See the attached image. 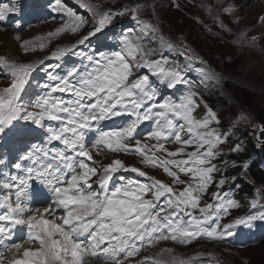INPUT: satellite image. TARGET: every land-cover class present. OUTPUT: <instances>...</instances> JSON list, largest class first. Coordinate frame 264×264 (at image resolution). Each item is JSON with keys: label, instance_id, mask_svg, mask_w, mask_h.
Listing matches in <instances>:
<instances>
[{"label": "snow or ice", "instance_id": "1", "mask_svg": "<svg viewBox=\"0 0 264 264\" xmlns=\"http://www.w3.org/2000/svg\"><path fill=\"white\" fill-rule=\"evenodd\" d=\"M78 2L92 15V30L70 47H58L47 59L59 61L71 52L81 57V66L71 67L65 75L47 71L43 85L46 91L28 102L22 100L43 60L17 63L0 57V77L9 80V85L0 89V135L16 131L17 124L24 122L39 129L42 137L20 153L12 165L15 173L0 172V264H86V257L100 259L102 264H125L142 248L161 241L187 245L206 238L221 242L233 236L239 226L251 227L254 221H264L261 211L222 223L230 209L239 207L234 199H225L228 193L213 192L212 202L202 204L213 184L220 189L226 182H217L213 176L219 171L213 160L218 146L224 143L211 127L219 124L216 113L205 106L207 114L197 119V94L191 91L178 102L161 100L149 76L137 75V70L147 69L168 88L185 83L183 75L177 67H168L167 60L151 59L154 51L146 49L134 33L122 35L118 50L77 52L115 16L123 15L97 11V6L84 0ZM52 11L67 20L48 34L49 40L65 32L76 35L88 23L62 0H55ZM19 12L15 3H0V21ZM15 27H20L19 22ZM150 31H155L150 25L141 28L144 35ZM21 47L27 54L43 51L46 45L25 41ZM122 116L130 119L118 128L105 130V121ZM145 121L155 125L146 137L156 142L152 146L136 138L138 127ZM170 142L181 148L168 150L165 144ZM188 148L194 150L186 151ZM237 150L238 146L233 149ZM93 153L139 155L145 166L162 168L173 183L166 184L135 166H126L120 159L97 166ZM156 153H164L165 158L161 160ZM243 167L246 170L248 164ZM118 173H134L148 182ZM180 174L188 179L181 180ZM33 182L50 194V202L43 208L30 204ZM176 185L183 188L177 190ZM257 203L253 200V207ZM17 226L26 227L27 239L4 244ZM25 243L35 247L24 248ZM6 253H14L13 258L6 260ZM137 264L163 262L144 257ZM171 264L188 262L173 260Z\"/></svg>", "mask_w": 264, "mask_h": 264}, {"label": "rangeland", "instance_id": "2", "mask_svg": "<svg viewBox=\"0 0 264 264\" xmlns=\"http://www.w3.org/2000/svg\"><path fill=\"white\" fill-rule=\"evenodd\" d=\"M100 1L104 4L108 0ZM115 1L135 4L144 0ZM251 1L249 0V3ZM164 8L160 10V14L156 10L155 16L160 21V24L163 23V29L174 34L170 40L172 41L174 37L176 39L179 38L181 45L190 50L191 54L204 56L213 62L214 70L225 83L220 84L219 91H216V96L221 99L217 102L225 106L223 110L225 111L231 104H233L234 109H243L245 118L239 122V125L251 128L256 127V121L259 122V117L264 113V63H260L249 52L241 51L242 47L238 45V42H235V37L230 39L225 35H219L198 39L197 35L200 32L198 26L193 27L189 20L177 22L176 17H182L183 13L174 12L173 10H171L172 12H165ZM190 10L191 14H197L196 9L191 7ZM261 11L255 8L250 19ZM185 15L187 16V13ZM248 17L247 15L244 17L245 22H248ZM3 39L11 44L9 37L3 36ZM262 40L264 41L263 38ZM258 54L261 57V54ZM257 249L249 250L245 253V256L250 255L253 259V264H264V246ZM229 258L232 257L229 256Z\"/></svg>", "mask_w": 264, "mask_h": 264}, {"label": "trees", "instance_id": "3", "mask_svg": "<svg viewBox=\"0 0 264 264\" xmlns=\"http://www.w3.org/2000/svg\"><path fill=\"white\" fill-rule=\"evenodd\" d=\"M182 18H176L177 22H180ZM242 94V93H239ZM260 121L264 123V113L259 117ZM253 176L257 178V181L264 184V173L259 171H253Z\"/></svg>", "mask_w": 264, "mask_h": 264}, {"label": "bare ground", "instance_id": "4", "mask_svg": "<svg viewBox=\"0 0 264 264\" xmlns=\"http://www.w3.org/2000/svg\"><path fill=\"white\" fill-rule=\"evenodd\" d=\"M230 44V43H229ZM227 45V44H226ZM260 90V89H259ZM144 127H146L145 125H144Z\"/></svg>", "mask_w": 264, "mask_h": 264}]
</instances>
